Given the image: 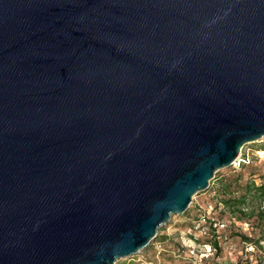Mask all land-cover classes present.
I'll list each match as a JSON object with an SVG mask.
<instances>
[{
    "label": "water",
    "instance_id": "1",
    "mask_svg": "<svg viewBox=\"0 0 264 264\" xmlns=\"http://www.w3.org/2000/svg\"><path fill=\"white\" fill-rule=\"evenodd\" d=\"M264 138V0H0V264H117Z\"/></svg>",
    "mask_w": 264,
    "mask_h": 264
},
{
    "label": "rangeland",
    "instance_id": "2",
    "mask_svg": "<svg viewBox=\"0 0 264 264\" xmlns=\"http://www.w3.org/2000/svg\"><path fill=\"white\" fill-rule=\"evenodd\" d=\"M239 172L245 179L264 181V138L247 143L234 164L217 171L210 187L193 197L185 213L173 215L159 231L160 237L117 264H264L261 224L254 218L233 221L221 216V203L217 206L220 179ZM240 234L252 241H244ZM214 235L221 246L219 252L214 247Z\"/></svg>",
    "mask_w": 264,
    "mask_h": 264
},
{
    "label": "trees",
    "instance_id": "3",
    "mask_svg": "<svg viewBox=\"0 0 264 264\" xmlns=\"http://www.w3.org/2000/svg\"><path fill=\"white\" fill-rule=\"evenodd\" d=\"M219 183L218 192L221 198L217 206L220 205L219 203L223 205L220 211L221 216H228L233 221H247L254 218L261 224V230L264 231V208H262L264 205V181L258 183L253 178L245 179L243 173L239 172L222 177ZM213 230L216 234L217 229L213 228ZM240 235L244 241H252L249 236ZM213 242L215 249L219 252L221 246H219L217 236Z\"/></svg>",
    "mask_w": 264,
    "mask_h": 264
}]
</instances>
